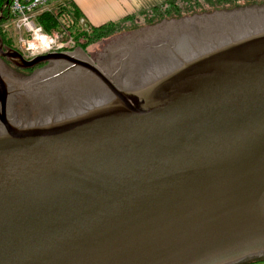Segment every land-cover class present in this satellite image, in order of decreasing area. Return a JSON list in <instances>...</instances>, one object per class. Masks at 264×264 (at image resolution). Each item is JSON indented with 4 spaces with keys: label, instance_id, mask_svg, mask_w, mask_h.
I'll use <instances>...</instances> for the list:
<instances>
[{
    "label": "water",
    "instance_id": "obj_1",
    "mask_svg": "<svg viewBox=\"0 0 264 264\" xmlns=\"http://www.w3.org/2000/svg\"><path fill=\"white\" fill-rule=\"evenodd\" d=\"M0 46L20 69L65 61L113 95L17 126L0 76V264L264 256V26L128 89L71 54Z\"/></svg>",
    "mask_w": 264,
    "mask_h": 264
},
{
    "label": "rangeland",
    "instance_id": "obj_2",
    "mask_svg": "<svg viewBox=\"0 0 264 264\" xmlns=\"http://www.w3.org/2000/svg\"><path fill=\"white\" fill-rule=\"evenodd\" d=\"M70 2H73V0ZM67 3L69 2L55 3L44 8L37 17L38 24L43 15L53 13L54 8L59 4L64 5ZM201 3L202 8H199L198 14L192 16L183 14L178 19L166 20L152 27H147L142 10L131 16L132 19L123 27V33L92 44L87 50L82 49L85 40L78 37L76 32L78 30L89 32L91 28L96 26L88 24L81 13L77 29L72 28L65 18L60 19V28L51 32H47L45 27L43 28L46 33L58 39V44L65 45L61 49L63 51L59 50V52L53 53H67L78 59L91 61L121 89L139 88L175 67L170 65L169 68H166L164 66L167 63L165 59L169 56L170 49L177 52L182 51V53L189 52L190 54L200 51L206 52L231 41L232 38L242 33H249L250 25H255L262 19L264 20V1L239 4L234 7L227 5L217 9H213L206 2ZM175 7H178L177 3L168 5L166 9L171 10ZM57 10L59 12L60 8ZM7 13L10 18L3 21L2 19ZM257 13L260 17L246 21V18L249 19ZM242 20L245 22L242 23ZM263 26L264 24L259 28H263ZM3 30L6 31L5 33L9 39H14L13 46L17 48L15 50L19 51L20 34L15 31L9 7L4 9V6L1 7L0 3V42H3ZM3 45L9 47L4 42ZM187 58H191V56ZM57 63H61V61ZM57 63L47 64L45 67L31 72L33 69H20L6 60L5 64L16 74V76L11 77L0 71L2 79L8 85V90L15 92L14 99L9 102V119L15 125L34 126L47 123V121H42V118H40L47 107V110L51 113L48 119L53 117L54 103L47 100L42 101L40 105L35 99L37 95L42 94L43 98H46V96L49 98V95H52V97H55V102L56 95H60V99H62V96H69L70 110L67 115L73 116L79 115L88 108V104L91 103L88 98L94 95L95 92L100 94V98L97 101L94 95L95 102L93 103H99L100 105L111 100L105 99L106 94L113 95L95 76L80 72L79 74L69 73L64 77H59L62 72L54 69ZM76 76L85 78L87 81L89 79L92 81V83L89 82L91 86L83 85L84 87L74 88V92L71 91L68 80H70V77ZM79 100H82L81 103H79ZM84 104H87V106ZM0 133H3L1 125ZM250 260L249 262H253L255 258ZM245 263L244 261L239 264Z\"/></svg>",
    "mask_w": 264,
    "mask_h": 264
},
{
    "label": "trees",
    "instance_id": "obj_3",
    "mask_svg": "<svg viewBox=\"0 0 264 264\" xmlns=\"http://www.w3.org/2000/svg\"><path fill=\"white\" fill-rule=\"evenodd\" d=\"M264 0H166L160 5L154 6L153 8L146 9L142 11V14L145 16V23L147 27H152L157 24H160L166 20L178 19L181 15L186 14L188 16H192L199 13V8H202L201 2H206L207 5L212 7L213 9H217L223 6H231L234 7L239 4H250L256 2H262ZM1 7L4 6V9L9 7L10 0H0ZM177 3L178 7L172 8L171 10H167L166 7L168 5H174ZM8 6V7H7ZM62 7V8H61ZM59 12L57 9H59ZM54 12L50 14H45L40 19V25L45 27L47 32H51L54 29L60 28V19L65 18L68 20L69 25L72 28H76L78 26V22L80 20V10L75 6L74 2H69L67 4L61 5L59 4L54 8ZM6 13V12H5ZM132 15L127 16L120 22H111L99 27L91 28V31H79L76 32L78 37H82L85 42L82 45V49L87 50L88 47L92 44L103 41L104 39L116 36L117 34H121L124 32V25L128 23L129 20L132 19ZM8 13L4 15L3 21L9 20ZM3 30L2 40L4 44L8 45L10 48L17 49L13 46L14 39L8 38V35ZM251 260L245 261V264H264V256L260 258H255L253 262H249Z\"/></svg>",
    "mask_w": 264,
    "mask_h": 264
},
{
    "label": "built area",
    "instance_id": "obj_4",
    "mask_svg": "<svg viewBox=\"0 0 264 264\" xmlns=\"http://www.w3.org/2000/svg\"><path fill=\"white\" fill-rule=\"evenodd\" d=\"M70 1L72 0H10L9 11L14 28L21 37L19 52L26 59L31 60L48 53L59 52L65 47L64 44H58L55 36L46 33L43 26L38 24L37 17L48 6Z\"/></svg>",
    "mask_w": 264,
    "mask_h": 264
},
{
    "label": "flooded vegetation",
    "instance_id": "obj_5",
    "mask_svg": "<svg viewBox=\"0 0 264 264\" xmlns=\"http://www.w3.org/2000/svg\"><path fill=\"white\" fill-rule=\"evenodd\" d=\"M258 13L256 15H254L253 17L249 18V19L246 18V21L252 20V19H254V20L257 19L258 17H260ZM261 21H263V22H261ZM261 21H259L255 25H253V24L250 25V29L249 30L252 31V30H256L257 28H259L262 24H264V20L262 19ZM244 22L245 21L242 20V23H244ZM243 32H245V31L243 30ZM169 53H170L169 56H167L166 59H165L167 63L164 66L166 68H169L170 65L171 66H175L180 61L181 58H187V57L193 55V54H190L189 52L182 53V51L177 52L175 50L172 51L171 49H170ZM48 54H54V53H48ZM48 54H46V55H48ZM78 60L89 61L87 59H81V58L78 59ZM5 62H6V60L4 58H1L0 57V71L2 73H4V75H7L8 74L11 77L16 76V74L13 72V70H11L8 67V65L5 64ZM62 62L63 61H61V63H57L56 64L57 66H55V68H54L55 71H58L59 70V72H62L61 74H59V77L60 76L61 77H64V76H66V74H69V73L79 74L80 72H82V73H88L89 75H92L91 73H89L85 69H82L81 67L74 66L71 63L69 64V63H65V62L62 63ZM89 62H91V61H89ZM45 66H46V64L39 65L36 68H34L31 72L37 71V69L39 70V68L41 69V68H43ZM0 76H1V73H0ZM69 79L70 80H68V85L71 87V91H73V92H74V88L84 87L83 85H85V86H91V84L89 82L92 83V81H90L89 79L87 81L85 78H82V77H79V76L70 77ZM77 90H79V89H77ZM12 91L9 90V95H8V114H9V102L11 100H13L14 99V96H15V92H12ZM94 95H95V97H96V99L98 101L99 98H100V94L98 92H95ZM94 95H92L91 97L88 98V99H90V102L91 103L95 102V98L93 97ZM49 96H50L49 98L47 96H46V98H43L44 96L41 94L40 96L39 95L35 96V99L37 100V103L40 104V105L42 104V101L44 102V101H47L48 100V101L54 103V110L57 109L58 111H61V113H63V112L66 111V109L68 108L67 105L70 104V97L69 96L68 97L62 96V99H60L59 98L60 95H56V102L54 100L55 97H52V95H49ZM111 98H112V96L110 94L109 95H107V94L105 95V99L106 100H110ZM79 101H80L79 103H81L82 100H79ZM87 104H84V105L87 106ZM58 107H61V108L58 109ZM47 109H48V107H47ZM47 109H46L45 112H43V116L45 115L43 119L48 118V116L50 114L49 113V110H47Z\"/></svg>",
    "mask_w": 264,
    "mask_h": 264
},
{
    "label": "crops",
    "instance_id": "obj_6",
    "mask_svg": "<svg viewBox=\"0 0 264 264\" xmlns=\"http://www.w3.org/2000/svg\"><path fill=\"white\" fill-rule=\"evenodd\" d=\"M164 0H73L75 6L92 26L120 22L129 15L137 14L162 3Z\"/></svg>",
    "mask_w": 264,
    "mask_h": 264
},
{
    "label": "bare ground",
    "instance_id": "obj_7",
    "mask_svg": "<svg viewBox=\"0 0 264 264\" xmlns=\"http://www.w3.org/2000/svg\"><path fill=\"white\" fill-rule=\"evenodd\" d=\"M186 59V58H185ZM187 60V59H186Z\"/></svg>",
    "mask_w": 264,
    "mask_h": 264
}]
</instances>
